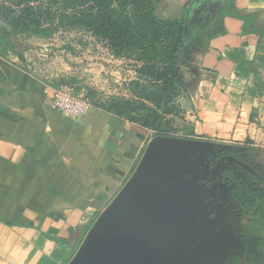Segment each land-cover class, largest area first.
<instances>
[{"label": "crops", "instance_id": "1", "mask_svg": "<svg viewBox=\"0 0 264 264\" xmlns=\"http://www.w3.org/2000/svg\"><path fill=\"white\" fill-rule=\"evenodd\" d=\"M190 1L161 0L156 13L204 29L178 52L196 109L192 133L264 151V0H204L196 12ZM2 28L0 264H67L74 248L64 240L72 228L90 229L135 171L149 138L144 127L101 108L76 118L58 110L22 44L12 38L23 58L6 49Z\"/></svg>", "mask_w": 264, "mask_h": 264}, {"label": "rangeland", "instance_id": "2", "mask_svg": "<svg viewBox=\"0 0 264 264\" xmlns=\"http://www.w3.org/2000/svg\"><path fill=\"white\" fill-rule=\"evenodd\" d=\"M203 1L191 0L190 5L195 7L192 11L196 12ZM1 3L12 17L22 15L26 6L33 8L34 14L31 13L26 21L29 27L16 40L27 53L26 64L50 84L54 93L69 91L92 107L103 110L111 103H118L119 99L130 101L135 108L131 115L142 119L138 122H132L129 117L124 119L144 127L149 141L158 136L160 130L170 136L199 139L191 130L196 109L187 88L175 97V108L170 112H165L163 103L146 101L135 94L132 82L144 77L140 73L142 62L134 56L117 55L105 41L71 18L73 5L70 0H2ZM77 9L81 11L83 6ZM199 25L202 24L186 26V41L204 31ZM210 32L211 29H207L206 35ZM200 140L224 143L206 138ZM248 151L245 150L243 158L254 165H264V151L257 147ZM200 153L195 159L197 163L207 156L215 157L217 151L208 149ZM236 163L240 168L239 177L245 175L248 163L240 159ZM231 186L224 180L211 187L202 186L205 191L202 224L212 235L214 245L196 257V264H228L233 257L240 258L239 264H264V218L248 215L231 204ZM213 233L221 237V246L215 242Z\"/></svg>", "mask_w": 264, "mask_h": 264}, {"label": "water", "instance_id": "3", "mask_svg": "<svg viewBox=\"0 0 264 264\" xmlns=\"http://www.w3.org/2000/svg\"><path fill=\"white\" fill-rule=\"evenodd\" d=\"M0 25L10 29L4 19ZM215 146L234 147L169 135L151 139L67 264H196V257L214 244L202 224L205 191L194 156ZM246 168L264 178L251 165Z\"/></svg>", "mask_w": 264, "mask_h": 264}, {"label": "trees", "instance_id": "4", "mask_svg": "<svg viewBox=\"0 0 264 264\" xmlns=\"http://www.w3.org/2000/svg\"><path fill=\"white\" fill-rule=\"evenodd\" d=\"M70 2L73 5L71 18L105 41L117 55L134 56L137 61L142 62L140 73L144 77L132 82L135 94L146 101L163 103L165 112L175 108V97L186 90L178 59V52L186 37L185 18H160L156 11L161 0H70ZM80 5L83 9L75 10ZM32 9L26 6L22 15L12 17L4 11L2 4L0 6L2 18L10 25L9 30L2 28L4 45L6 49L12 48L16 51L21 58L22 52L15 48L20 44L17 41L12 43V38H17L29 27L26 21L31 13L34 14ZM230 13V10H226V14ZM156 88L158 89L155 90ZM130 104L126 99H119L118 103H111L106 111L138 122L142 118L131 115L135 108ZM156 135L170 136L162 130ZM243 161L264 174V165H254L246 157ZM226 174L229 176V183L232 184L229 189L231 204L242 208L248 215L264 218V178L249 171L241 177L233 171ZM87 231L81 227L77 230L72 228L70 237L64 242L73 245L74 252ZM255 255L258 257L259 253ZM239 262V257H233L228 264Z\"/></svg>", "mask_w": 264, "mask_h": 264}, {"label": "flooded vegetation", "instance_id": "5", "mask_svg": "<svg viewBox=\"0 0 264 264\" xmlns=\"http://www.w3.org/2000/svg\"><path fill=\"white\" fill-rule=\"evenodd\" d=\"M213 149L217 151L215 157L207 156L205 159H202L198 162V168L200 171L199 175L203 177L199 180V182L204 187H211L213 185H216L218 181L224 180L227 181L228 186H230L229 176L226 173H229V171H233L238 176H240L238 174L240 168L237 165L236 161L240 159L242 162H244L242 155L245 154L246 149L238 146H234L231 149L227 148L224 150L222 149V147L215 146ZM201 154L202 153L196 154L194 156V159H196V157H200ZM189 178L193 179L192 176H189ZM213 237L217 244H219L220 246L223 244V241L218 234L213 233Z\"/></svg>", "mask_w": 264, "mask_h": 264}, {"label": "built area", "instance_id": "6", "mask_svg": "<svg viewBox=\"0 0 264 264\" xmlns=\"http://www.w3.org/2000/svg\"><path fill=\"white\" fill-rule=\"evenodd\" d=\"M53 103L58 110L73 118L85 114L91 107L89 102L69 91H57L54 93ZM242 148L245 149L244 147Z\"/></svg>", "mask_w": 264, "mask_h": 264}]
</instances>
